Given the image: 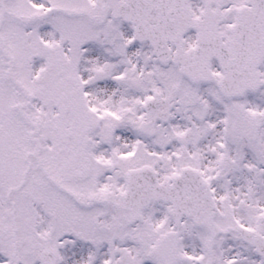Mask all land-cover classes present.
Listing matches in <instances>:
<instances>
[{
    "label": "snow or ice",
    "instance_id": "obj_1",
    "mask_svg": "<svg viewBox=\"0 0 264 264\" xmlns=\"http://www.w3.org/2000/svg\"><path fill=\"white\" fill-rule=\"evenodd\" d=\"M0 264H264V0H0Z\"/></svg>",
    "mask_w": 264,
    "mask_h": 264
}]
</instances>
